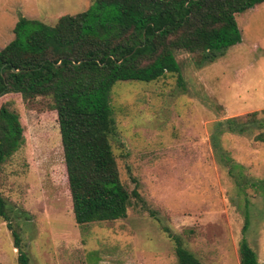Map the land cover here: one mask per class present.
Returning <instances> with one entry per match:
<instances>
[{
	"label": "rangeland",
	"instance_id": "1",
	"mask_svg": "<svg viewBox=\"0 0 264 264\" xmlns=\"http://www.w3.org/2000/svg\"><path fill=\"white\" fill-rule=\"evenodd\" d=\"M93 1L0 0V49L21 16L55 24ZM237 21L242 41L213 61L176 51L183 85L177 73L114 85L111 142L123 183L141 195L124 218L78 224L51 98H0L24 124L21 147L2 165L0 195L30 264H180L170 234L203 264H240L247 215L245 236L264 264V142L257 128L236 133L222 123L264 117V2ZM0 264H20L2 216Z\"/></svg>",
	"mask_w": 264,
	"mask_h": 264
},
{
	"label": "trees",
	"instance_id": "2",
	"mask_svg": "<svg viewBox=\"0 0 264 264\" xmlns=\"http://www.w3.org/2000/svg\"><path fill=\"white\" fill-rule=\"evenodd\" d=\"M264 0H94L86 10L64 14L55 24L21 16L14 38L0 49V98L18 93L28 101L47 96L58 113L73 211L78 224L124 218L132 198L122 181L111 138L117 124L111 91L120 80L151 82L177 73L176 51L192 53L198 64L213 61L242 41L237 14ZM233 132L257 128L264 142L260 111L226 118ZM24 124L6 104L0 107V171L22 145ZM264 182V181H263ZM254 186V185H253ZM0 216L12 229L20 264H30L6 199ZM240 264H260L245 234ZM180 264H203L172 235Z\"/></svg>",
	"mask_w": 264,
	"mask_h": 264
}]
</instances>
